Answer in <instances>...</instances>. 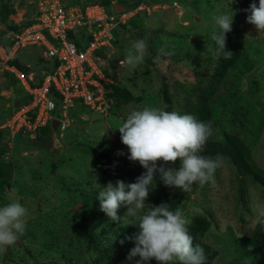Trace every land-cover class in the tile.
<instances>
[{"label": "rangeland", "instance_id": "rangeland-1", "mask_svg": "<svg viewBox=\"0 0 264 264\" xmlns=\"http://www.w3.org/2000/svg\"><path fill=\"white\" fill-rule=\"evenodd\" d=\"M32 1L0 0V16L5 10L9 11L7 21L19 31L30 22L29 2ZM142 1L159 6L136 14L135 29L126 24L124 31L116 30L118 41L105 48L102 59L96 64L106 83L126 88L136 100L109 107L102 113L95 109H78L62 130L57 127L46 133L48 141L42 149L26 142L38 132L31 138L25 134L2 141L8 152L5 149L7 153L0 160L11 162L12 176L11 186L4 187L5 198L0 206L18 200L28 209L29 216L20 243L8 246L4 256L0 254V264H98L110 257L91 249L92 242L100 249L114 244L115 228L134 226L136 221L124 217L127 211L124 205L117 211L122 220L112 221L100 211L98 192L109 182L113 186L117 180L126 184V170H138L141 174L145 171L138 162L128 160V149L121 143L117 127L133 109L164 107V87L171 102L169 111H178L185 100L193 97L198 81L211 74L216 61L215 45L210 39L215 15L233 14L232 30L226 33V41L240 47L234 65L245 63L247 71L234 73L230 67L219 80L214 97H222L227 90L257 102L262 115L261 130L250 146V155L258 168H264V32H258L246 22L250 13L245 11L259 0ZM172 1L176 2V8L169 6ZM1 32L4 35H0V44H5L16 33L0 23ZM141 38H146L148 44L144 62L135 69L121 67L119 62L124 59L131 42ZM161 47L172 55H158ZM18 59L17 62L27 65L28 71L39 81L45 65L39 51L26 48ZM8 77L0 70V127L18 108V105L14 107L16 101ZM240 103L244 108V103ZM250 129L249 126L247 130ZM242 134V140L249 142L250 138ZM49 147L53 148L52 154L47 150ZM98 152L106 158L101 159ZM121 152L123 155L118 154ZM164 166L176 168L180 161L177 159ZM158 177L157 173L154 185L178 194L181 198L179 209L189 221L195 215L209 214L211 224L204 238L218 251L216 264H261L250 242L256 224L252 206L264 203V190L259 185L252 183L249 177L239 176L223 158L212 180L203 185L194 183L188 192L169 188ZM260 239L264 241V229Z\"/></svg>", "mask_w": 264, "mask_h": 264}, {"label": "clouds", "instance_id": "clouds-1", "mask_svg": "<svg viewBox=\"0 0 264 264\" xmlns=\"http://www.w3.org/2000/svg\"><path fill=\"white\" fill-rule=\"evenodd\" d=\"M245 11L250 13L246 22L258 32H264V0H259L258 5L251 3ZM213 21L210 39L215 45L214 55L217 59L221 55L230 59L232 53L225 51V44L226 33L232 30L233 14L215 15ZM147 48L146 38L133 40L124 59L119 62L121 67L135 69L142 64ZM158 55L170 56L172 53L161 47ZM117 129L121 143L128 149V160L138 162L145 171L133 183L117 180L113 186L109 182L96 198L100 211L112 221L122 220L117 215L121 205L127 208L124 217L135 218L132 225L138 231L126 237L134 243L128 259L139 256L137 264L150 260L157 264H205L204 249L193 244V236L187 228L190 221L182 210H170L167 203L146 206L145 200L150 185L155 184L157 173L165 186L182 192L190 191L194 183L203 185L213 179L222 157L201 154L214 134L211 122L200 121L190 114L167 111L165 107L144 106L131 110ZM118 154L123 155L122 152ZM177 159L180 161L178 169L164 166ZM252 207L256 222L264 225V203H254ZM28 216V209L18 200L0 206V254L24 235Z\"/></svg>", "mask_w": 264, "mask_h": 264}, {"label": "trees", "instance_id": "trees-1", "mask_svg": "<svg viewBox=\"0 0 264 264\" xmlns=\"http://www.w3.org/2000/svg\"><path fill=\"white\" fill-rule=\"evenodd\" d=\"M71 4L84 5L86 3H97L102 6L108 7L110 4L109 0H67ZM82 1V2H81ZM116 2L126 8H133L142 0H119ZM163 2L160 0L159 3ZM259 2V1H258ZM258 2L256 3L258 5ZM146 3V2H145ZM147 4V3H146ZM154 6V5H149ZM9 11L4 12L0 16V23L4 24L5 27L10 31L18 32V29L14 25L7 21V15ZM134 17L127 22V25L133 26L135 29V24L133 21ZM23 28V27H22ZM125 26H120V31H124ZM21 29V28H20ZM19 29V30H20ZM132 29V30H133ZM136 36L139 33L134 31ZM1 36L4 35L3 32L0 33ZM118 41L117 36H115V41ZM112 42L111 46L114 44ZM9 40L5 42L8 45ZM78 47H81L79 41H75ZM110 46V47H111ZM225 51L231 52L232 56L230 59H224L223 55L219 59L216 58L211 70V74L203 76L196 86L195 93L192 98L185 100L178 110L181 114H190L196 117L200 121L211 122L214 129V134L210 137L209 141L205 145L202 155L215 158L220 156L225 159L241 177H249L252 183L259 185L264 190V168H258L256 164L252 161L250 155V146L254 144L257 140L258 135L261 130L262 115L261 111L257 109L256 101L250 99H245L236 92H230L225 90V94L222 97H214L215 90L217 89L219 80L224 77L227 70L232 67L234 73L244 74L247 71V64L239 63L234 65L240 54V47L234 45L228 41L225 44ZM101 56V54H100ZM103 56V55H102ZM9 65H15L18 69L23 72H29L28 68L19 65L16 59L8 62ZM45 70L49 69L44 67ZM8 77V84L11 93L14 96V100L18 101V107L27 102V97L20 88L18 82L9 74L5 73ZM102 86L105 91V98L109 107H118L126 105L128 103L134 102L136 98L132 93H130L126 88L120 87L113 84H108L103 82ZM254 91V90H253ZM252 92L249 90V95ZM162 97L164 102L165 110L169 111L171 108V102L167 97L166 88L162 90ZM242 101L245 105L242 107ZM220 107V108H219ZM219 108V110H218ZM85 109L90 110L87 107H82L79 105H74L72 108L68 109L67 115L69 119L73 117L74 112L77 110ZM251 129L248 131V127ZM225 127L227 130H225ZM4 129V130H2ZM0 129V157L7 153V146L2 144L5 138L15 139L16 137L31 138L38 132V135L34 138L27 139L26 142L32 147L38 149L45 148L47 144V134L51 133L50 124L42 128L37 129V131H19L17 133L11 134L7 128ZM245 131L247 134L243 135L242 132ZM34 134V135H33ZM249 137V142L247 143L242 140L240 135ZM6 149V151H5ZM50 154L53 153V148H47ZM101 159L106 158L104 154L98 152ZM159 164V162H158ZM179 167H176L178 169ZM50 170L53 171V165L50 164ZM141 173L138 170H126L124 173V180L126 184L135 182L136 178L140 176ZM11 176H12V164L7 160H0V202L4 201V187L11 186ZM35 178H39L38 175H33ZM242 180H244L242 178ZM241 196H243V191H241ZM161 203H167L170 206V210H175L181 206V198L176 194V192L167 190L160 185H150V191L147 199L145 200L146 206H158ZM147 210V207L145 211ZM211 224V218L208 213L203 215H195L190 219V223L187 225L189 234L193 236V244L200 245L204 249L206 256L205 264H216L214 261L218 256V251L208 245L205 242V234L207 233ZM264 229V225L258 224L256 222L253 227L250 242L252 250L260 259L261 264H264V241L260 239L261 232ZM138 231L136 226L123 225L115 228L113 236L116 239L114 244H108L103 249L97 248V246L92 242L91 249L95 251L102 252L104 254H109L110 257L102 263L98 264H137L140 260L139 256L132 257L128 259V254L130 250L134 247L133 241L126 239V237L132 236ZM123 241V243H121ZM142 264H157L155 260H150L147 262H142Z\"/></svg>", "mask_w": 264, "mask_h": 264}, {"label": "built area", "instance_id": "built-area-1", "mask_svg": "<svg viewBox=\"0 0 264 264\" xmlns=\"http://www.w3.org/2000/svg\"><path fill=\"white\" fill-rule=\"evenodd\" d=\"M115 4L110 1L105 7L97 3L71 4L67 0L29 2L32 12L29 24L13 34L8 45L0 44V70L18 82L27 102L16 108L0 128H7L11 134L34 132L55 120L62 130L68 124V109L74 105L100 113L108 110L102 86L107 80L96 64L104 49L114 42L120 26H125L136 14L158 8L141 2L133 8L122 6L123 11L115 13ZM169 6L176 8L177 4L172 1ZM29 47L39 51L44 67L49 66L39 81L32 72L25 73L8 63L19 60L18 56Z\"/></svg>", "mask_w": 264, "mask_h": 264}, {"label": "water", "instance_id": "water-1", "mask_svg": "<svg viewBox=\"0 0 264 264\" xmlns=\"http://www.w3.org/2000/svg\"><path fill=\"white\" fill-rule=\"evenodd\" d=\"M163 1H164V0H163ZM113 10H114L115 13H120V12L123 11V7H122V5L115 4V5L113 6ZM18 104H19V102L16 101L15 104H14V107H17ZM57 126H58V122L55 121V120H53V121L50 123L51 130H53V131L56 130ZM16 243H20V240H18ZM2 255L4 256L5 253L2 254Z\"/></svg>", "mask_w": 264, "mask_h": 264}, {"label": "crops", "instance_id": "crops-1", "mask_svg": "<svg viewBox=\"0 0 264 264\" xmlns=\"http://www.w3.org/2000/svg\"><path fill=\"white\" fill-rule=\"evenodd\" d=\"M108 49V48H107ZM106 49H104V51H105Z\"/></svg>", "mask_w": 264, "mask_h": 264}]
</instances>
